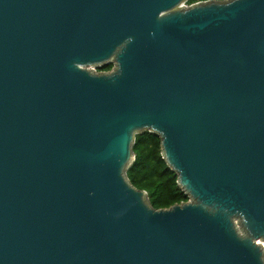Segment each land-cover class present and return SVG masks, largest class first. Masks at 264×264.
I'll list each match as a JSON object with an SVG mask.
<instances>
[{"label": "water", "instance_id": "95a60500", "mask_svg": "<svg viewBox=\"0 0 264 264\" xmlns=\"http://www.w3.org/2000/svg\"><path fill=\"white\" fill-rule=\"evenodd\" d=\"M187 1L0 0V264H264V0Z\"/></svg>", "mask_w": 264, "mask_h": 264}, {"label": "trees", "instance_id": "16d2710c", "mask_svg": "<svg viewBox=\"0 0 264 264\" xmlns=\"http://www.w3.org/2000/svg\"><path fill=\"white\" fill-rule=\"evenodd\" d=\"M205 1L224 0H188L186 5ZM113 64L98 68V72H108ZM134 160L126 171L130 184L137 190H143L153 209H168L175 204L185 203L189 198L177 184V176L172 172L161 155L160 138L147 131L135 135L132 147Z\"/></svg>", "mask_w": 264, "mask_h": 264}, {"label": "rangeland", "instance_id": "374dc122", "mask_svg": "<svg viewBox=\"0 0 264 264\" xmlns=\"http://www.w3.org/2000/svg\"><path fill=\"white\" fill-rule=\"evenodd\" d=\"M186 5V4H185ZM187 6V5H186ZM264 245V242H261Z\"/></svg>", "mask_w": 264, "mask_h": 264}]
</instances>
